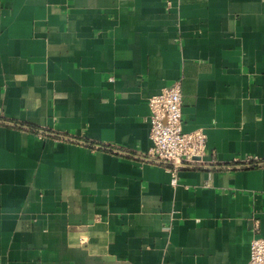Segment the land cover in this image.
I'll use <instances>...</instances> for the list:
<instances>
[{
	"label": "crops",
	"instance_id": "obj_1",
	"mask_svg": "<svg viewBox=\"0 0 264 264\" xmlns=\"http://www.w3.org/2000/svg\"><path fill=\"white\" fill-rule=\"evenodd\" d=\"M176 83L208 167L173 184L138 156L150 98ZM249 156L264 160V0H0V264H249Z\"/></svg>",
	"mask_w": 264,
	"mask_h": 264
},
{
	"label": "built area",
	"instance_id": "obj_2",
	"mask_svg": "<svg viewBox=\"0 0 264 264\" xmlns=\"http://www.w3.org/2000/svg\"><path fill=\"white\" fill-rule=\"evenodd\" d=\"M183 92L180 83L163 89L149 100L152 147L138 156L145 163L163 166L172 174L173 184L178 182L182 169L208 167L205 157L208 150V136L202 129L186 132L184 130ZM46 132H40V137ZM100 146H95V149ZM212 161V165L216 164ZM236 166H264V160L249 156L237 160ZM252 241L249 264H264V238L256 228Z\"/></svg>",
	"mask_w": 264,
	"mask_h": 264
}]
</instances>
